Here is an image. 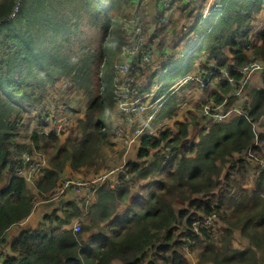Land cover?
<instances>
[{"label": "trees", "instance_id": "16d2710c", "mask_svg": "<svg viewBox=\"0 0 264 264\" xmlns=\"http://www.w3.org/2000/svg\"><path fill=\"white\" fill-rule=\"evenodd\" d=\"M107 1L0 0V21L5 20L0 23V244L6 231L35 208L34 188L23 177H11L1 188L16 165L15 156L35 147L49 157V167L34 181L40 195L53 194L66 167L85 168L86 176L109 169L116 133L104 115L113 107V63L125 42L120 19L133 0ZM263 7L264 0H217L214 5L203 42L209 52L199 71H215L206 86L219 81L221 92L213 93L217 103L239 102L230 96L234 88L221 69H230L242 81L245 74L239 68L254 56L264 61V32L261 44L251 34L253 19ZM82 21L97 30L98 38L80 42L76 55L70 56L74 53L66 47L76 41L73 36ZM194 58L188 60L190 68ZM260 73L264 85V70ZM61 81L87 98L84 117L77 119L80 136L69 135L61 143L55 131L42 127L31 131L30 143L23 144L18 140L21 117L42 106ZM238 105L243 114L213 122L200 131L197 142L186 143L189 123L180 121L175 122L176 130L143 136L139 158L148 161L129 160L115 173L119 184L113 186L109 178L89 204L68 201L62 216L57 209L46 211L37 228L23 230L14 240V255L2 264H191L186 247L199 264H264V171L244 157L233 159L256 139L252 151L264 158V131H259L264 129V87H251L247 102ZM30 117L43 122L39 114ZM126 121L119 125L123 130ZM164 147L171 148L170 158ZM153 176L159 180L128 198L133 185ZM129 200L128 211L116 215ZM198 214L216 215L225 227L212 225L196 232ZM77 217L80 231L67 227Z\"/></svg>", "mask_w": 264, "mask_h": 264}, {"label": "crops", "instance_id": "0c3cea01", "mask_svg": "<svg viewBox=\"0 0 264 264\" xmlns=\"http://www.w3.org/2000/svg\"><path fill=\"white\" fill-rule=\"evenodd\" d=\"M216 2L217 0H197L196 5L192 6L190 4L189 5L186 4L184 1H181L177 5V8L173 14L172 23L167 26H162L160 24L162 22V18H160L162 17V11H161L162 6L158 2V0H149L146 4H141L140 1L134 0L133 3H131V5L127 7L126 9L127 15H132L137 12L140 13L145 27H148L153 31L155 30L156 32V35H154V47H155L154 63L147 69L145 74L141 76L143 85L145 86L148 85L149 93L153 92V94L150 93V95H152V98H150V102L155 106L152 108L153 110L150 111V112L152 111L154 112V117L152 118L149 126L144 131V134L139 139H137L136 143L133 145L132 148L125 150L123 145L119 143L116 136L113 135L112 140L115 145H114V149L110 151V154L112 155L113 152V155L115 157L119 156L118 158L120 162L119 166H125L129 160L135 161L137 163L149 160L148 158H145L143 160L139 158V152L141 150V144H142L141 139L143 136L147 134H151L154 137H158L161 132H163L168 128L176 130L175 122L177 121L184 123L188 122L189 134L186 143L189 142L191 143V142H197L199 140V134L202 129H204L205 127L209 128L211 126L212 123L207 118H205V116L202 113V106L209 99L216 101L213 93L221 92L217 85L219 81L215 82L214 84H210L206 87H201L195 81H189L188 83L185 84H179V83H181V81L185 77L189 76L192 73V71L200 70L201 64L206 61V57L201 55L203 51V42L205 39L204 36L206 34V31L202 32L201 34H197L195 27L198 28L202 17L204 19L211 20L212 10ZM189 9L193 10L192 12L193 16H188ZM216 21L217 19L215 20L214 23H216ZM193 24H194V29H192ZM190 27L192 28L190 29ZM156 29L158 30L156 31ZM251 29H252L251 34L253 36V40H255L257 44H261L262 41L261 37H262V33L264 32V7L261 10V12L258 15H256V18L253 19V22L251 24ZM227 54H228V59L230 60L232 55L230 54L229 51ZM182 55L184 56L183 62L177 68L171 71L172 72L171 78L173 77H179V78L181 77V78L178 79L176 83L171 85L167 81H160V79L158 80L157 78V83L153 84L152 80L156 77V74L158 73V71H160V68L161 69L165 68L167 65L178 61ZM191 56H195V58L193 61V65L190 68L188 66L189 63L188 60L191 58ZM253 78L256 81L253 87H258V88L264 87L261 73L254 75ZM190 102H192L194 105L197 106H195L194 108L192 107L188 108ZM238 103L241 102H235V104ZM186 105H188V107ZM112 109L113 112H111L110 115V117H112V121L110 120L109 124H110V129L114 132L121 123L122 124L125 123V120L123 121L116 114L114 108ZM181 109H184V111H186V114H184L183 117H181ZM171 114L173 115L172 117H170ZM140 118L141 120L137 121L134 124L137 125V127L139 125H142L144 121L147 120L145 115H141ZM262 120L264 123V118ZM126 123H127L126 126H129L128 122ZM156 123L167 127L155 131ZM74 125L76 128L75 121H74ZM77 125H78V121H77ZM151 125L153 129H150ZM135 129L136 128L133 127H131V129L128 128L127 132L130 133ZM261 130L262 132L264 131L262 127L259 128V131ZM156 151H157L156 148L153 149L151 151V156H153L156 153ZM240 156L241 155L239 153H236L234 154L233 159H238L240 158ZM226 167L229 166L227 165ZM74 171L75 170H73L70 167L65 168V171L61 175V178L53 194L48 193V194L40 195L37 190L33 189L35 192V201L36 200L39 201L40 198H43L41 199L42 201L54 200L53 204L51 205V209L52 210L57 209L59 215L61 216L63 215V210L65 208L66 202L80 201V200L83 201L84 198L87 197L89 192V190L86 187L67 189L63 192H61L60 190V186L64 179L79 177L77 174H75ZM254 174L255 176H257L259 173L255 172ZM110 180H112L114 184L113 186L118 185L120 182V179L118 178L117 174L112 175ZM158 180L159 177L153 176L138 181V183L136 185H133L131 188V193L129 197L130 200L131 198L137 195H141L143 189L148 187L151 182L155 183ZM7 185L8 184H6V186ZM2 186L6 187L5 184H3ZM45 196L48 199H45ZM130 200L127 203H121V205L117 209L116 215H124L128 211L129 209L128 205L130 203ZM39 223L40 222L38 221V217L36 216V211L33 210V212L28 217L14 224L6 231L5 235L3 236L4 238L2 239L0 244V256H1L0 264L3 263L6 257L14 255V253L11 250V246L14 240L19 236V234L25 229L37 228L40 225ZM77 223H80L79 217L73 219L71 223L67 225V227L69 228L72 226L74 227V225ZM222 225L223 226L220 227L224 228L225 224L222 223ZM95 232L97 231L94 230L93 232L91 231L90 233H87L86 239L92 233ZM235 235H236V239L239 241L240 238L237 237L240 235V231H236ZM186 256L191 264H196L199 262L198 257L196 256L195 253L193 255L189 254ZM113 264H122V263L116 260L113 262Z\"/></svg>", "mask_w": 264, "mask_h": 264}, {"label": "built area", "instance_id": "2783aa9c", "mask_svg": "<svg viewBox=\"0 0 264 264\" xmlns=\"http://www.w3.org/2000/svg\"><path fill=\"white\" fill-rule=\"evenodd\" d=\"M138 1H140L141 4H146L149 0ZM181 1H184L188 5L195 6L197 0H158L162 6V22L160 23L162 26H167L172 23L173 14ZM121 23L125 42L121 45L118 56L114 62L113 108L121 119L125 120L126 118V122H128L130 129L133 126L131 125L133 122L135 124L137 121L141 120V115H145L147 118L142 125H139L130 133L122 129L124 124L121 128L118 127L115 130L116 138L122 141L121 144L125 147V150H128L132 148L137 139L144 134V128H146L147 124L150 123L154 117V112H150L152 103L143 95L141 76H143L147 69L154 63L155 47L153 34L155 30L153 31L145 27L143 19L138 12L132 15H126ZM238 70L245 74V78L242 81H238L232 76L230 69L223 68L220 72L229 80L234 88V92L230 96H236L239 102L245 104L249 94L246 95V100L243 99L247 84L249 80H251L253 73H260L264 70V61L254 56L252 62L244 65ZM214 74V70L210 72L199 71L198 74L189 75L184 78L181 84H185L188 81H195L201 87H205L209 84ZM148 95L150 96V93H148ZM64 109L60 108L59 110V107L54 108L51 106H45L41 109L39 115L43 120V128L45 131H55L59 136L61 133L71 131L70 129L73 128V125L71 126L70 124H73V118L72 116H68L69 112L63 113L62 110ZM202 113L210 119L211 123H216L229 120L233 116L241 115L243 111L238 104L227 106L226 101L217 103L210 99L204 103ZM257 142L258 140L256 139L252 146L244 149L239 154L241 157L249 160V162L258 165L260 171H264V158H256L252 151V148ZM164 149L167 151L166 156L170 158L171 148L164 147ZM14 159L16 160V165L13 170L8 173L4 182L9 184L11 177H23L28 184L35 189L34 181L42 176L49 167L48 156L33 147L31 150H25L19 156H15ZM122 169H124V166H118L111 169L107 174H97L89 179H82L80 177L64 179L60 186V190L63 192L67 189L86 187L89 192L86 199L84 198V202L85 204H89L94 199L99 186L108 180L110 175L112 176ZM195 218H199L194 219L193 223L196 232H199L202 227H210L212 225L219 226L216 215L204 216L198 214ZM74 230H81L80 223L74 225ZM1 238L2 237H0V240ZM186 251L187 255L192 253L187 247Z\"/></svg>", "mask_w": 264, "mask_h": 264}, {"label": "rangeland", "instance_id": "374dc122", "mask_svg": "<svg viewBox=\"0 0 264 264\" xmlns=\"http://www.w3.org/2000/svg\"><path fill=\"white\" fill-rule=\"evenodd\" d=\"M107 2H108L107 0H104L105 4ZM192 12H193V10L189 9L188 16H193ZM71 15L72 14L70 12L68 17H70L72 19V21L75 22L77 20V18H75L73 16L71 17ZM122 20H124V18L120 19L121 22H122ZM120 21H119V24H120ZM210 23H211V20H207V19H204L202 17L198 28L195 27L197 34H201L202 32H205L209 28ZM192 27H190V29L191 28L194 29V24ZM148 29H150V28H148ZM78 30H79V32L74 34V36H73L76 41L72 45L68 44L66 47L67 51H70L72 53H74L78 50V44L80 42L87 43V42L92 41L93 39L98 38L97 30L88 26L85 21H82L80 23V28ZM186 49H188V48H186ZM208 52L209 51L207 49L204 50V47H203V51H202L201 55H203L204 57L207 58ZM188 54H189V52H188ZM75 55H76V53L71 54L70 56H75ZM182 62H183V59L176 61L174 63H171V64L167 65L165 68H162V69L160 68V71H158V73L156 74V77L152 80L153 84L157 83V78H158V80L160 79V81H167L170 85L176 83L177 80L180 79L181 77L180 78L179 77L171 78V74H172L171 71L174 70L175 68H177ZM113 65H114V63H113ZM113 65H112V67H113ZM198 73H199V70L198 71L194 70V71H192V73L190 75H195ZM257 74H258V72L257 73L255 72L252 74L251 80H249V82L247 84L243 99L246 100V95L249 93L250 87H253V85H255L256 81L253 78V76L257 75ZM109 81H110V84H109L108 88H109V91L111 92L112 88H113L112 78ZM141 82H142V78H141ZM179 84H181V83H179ZM179 84H177V85H179ZM148 93H149L148 85L147 86L143 85V95H145L146 98H148V101H150V98H152V95L149 96ZM150 93L153 94V92H150ZM48 97L49 98L46 99L45 103L42 106H39L36 110H34L30 113L24 114L21 117L20 123L22 125L18 128V133H19L18 140L20 142H22L23 144H25V143L29 144L30 143L29 136H30V133H32L31 131H33L35 128H42L43 127V122L40 120V118L36 119V117H30V116H35V115L40 114L41 109L44 108L45 106H51L54 108L59 107V110H60V108L64 109V108L68 107L69 108L68 116H73V118H74L73 124H70L71 126L73 125L74 130H72V128H71L70 129L71 131L61 133V135H60L61 143H64L65 139L68 138L69 135H73L75 138L80 136V132L78 133L79 129H78V125H77V119L79 118V116L81 118H83L84 114H85L87 98L84 96V94L82 92H79L78 90H76L74 87H70V84L67 85L65 81H61L58 84H56V87L53 90H50V95ZM154 106L155 105L152 104L150 110H153L152 108ZM186 106L188 107V105H186ZM195 106H197V105H194L192 102H190L188 108H190V107L194 108ZM111 112H113V109H111ZM111 112L107 111L105 113L104 121H108V122H110V120L112 121V117H110ZM184 114H186V111H184V109H181V117H183ZM74 121L76 123V128L74 125ZM149 124L150 123L147 124L146 128L149 126ZM131 125H134V122ZM118 127H120V126H118ZM132 127L137 128V125H134ZM166 127L167 126H163L161 124L156 123L155 131L162 129V128L164 129ZM126 128L128 129L129 126H126ZM146 128H144V131L146 130ZM150 129H153L152 125H151ZM256 130H258V127H256ZM119 142L121 143L122 141H119ZM118 158H119V156L115 157L113 155V152H112V155L110 154V157H108V159H107L109 161L108 162L109 169H101L98 174H101V173L107 174V172L111 171V169L118 167L120 165ZM48 159H49V157H48ZM81 170L82 171H74V172H75V174H77L82 179H89L94 175V173H90L86 176L85 174H83V171L85 170V168H82ZM111 177L112 176L110 175L108 177V179L109 178L111 179ZM3 184H5V186H6L5 182H3ZM1 188H3V186ZM130 193H131V191H130ZM129 197H130V194H129L128 198ZM41 199H43V198H40L39 201H37V200L35 201V208H34V211H36V216L38 217L39 222H41L44 213L46 211L51 210V205L53 204V201H54V200L42 201ZM37 213H39V214H37ZM219 225L221 227L223 226L222 223H219ZM237 238H240L239 241L237 240V244L241 245V235H239ZM191 254L193 255L194 253H191Z\"/></svg>", "mask_w": 264, "mask_h": 264}, {"label": "water", "instance_id": "95a60500", "mask_svg": "<svg viewBox=\"0 0 264 264\" xmlns=\"http://www.w3.org/2000/svg\"><path fill=\"white\" fill-rule=\"evenodd\" d=\"M3 21H5V20L0 21V23H2Z\"/></svg>", "mask_w": 264, "mask_h": 264}]
</instances>
